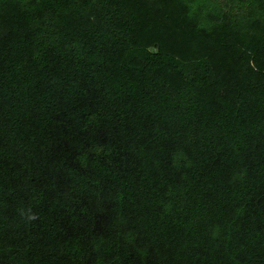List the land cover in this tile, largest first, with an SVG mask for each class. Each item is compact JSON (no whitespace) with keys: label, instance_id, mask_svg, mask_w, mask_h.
<instances>
[{"label":"trees","instance_id":"obj_1","mask_svg":"<svg viewBox=\"0 0 264 264\" xmlns=\"http://www.w3.org/2000/svg\"><path fill=\"white\" fill-rule=\"evenodd\" d=\"M0 264H264V0H0Z\"/></svg>","mask_w":264,"mask_h":264}]
</instances>
